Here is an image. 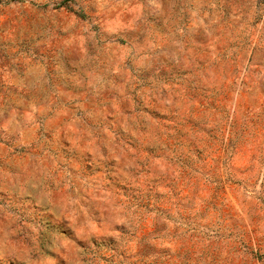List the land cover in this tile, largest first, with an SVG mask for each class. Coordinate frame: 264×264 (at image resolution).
Returning <instances> with one entry per match:
<instances>
[{
    "label": "clouds",
    "instance_id": "1",
    "mask_svg": "<svg viewBox=\"0 0 264 264\" xmlns=\"http://www.w3.org/2000/svg\"><path fill=\"white\" fill-rule=\"evenodd\" d=\"M0 264H264V0H0Z\"/></svg>",
    "mask_w": 264,
    "mask_h": 264
}]
</instances>
